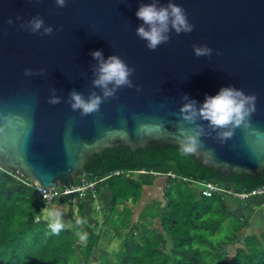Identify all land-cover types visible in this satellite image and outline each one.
Listing matches in <instances>:
<instances>
[{"label": "water", "instance_id": "95a60500", "mask_svg": "<svg viewBox=\"0 0 264 264\" xmlns=\"http://www.w3.org/2000/svg\"><path fill=\"white\" fill-rule=\"evenodd\" d=\"M150 2L66 0V7L57 8L55 0H0V167L35 186L71 188L90 158L108 148L179 147L182 97L199 105L232 85L257 97L250 127L236 128L221 144L217 132L198 121L205 149L194 156L226 175L264 170V0H173L194 30L170 33L155 51L136 35L143 22L135 14ZM37 15L53 27L51 36L20 28ZM204 44L212 56L196 57L193 45ZM97 50L134 68L131 79L141 90L121 88L99 112L82 117L63 101L73 89L85 97L93 90L100 94L92 88L97 61L91 53ZM25 69L45 74L26 77ZM52 88L60 104L48 103ZM141 123L150 127L139 132Z\"/></svg>", "mask_w": 264, "mask_h": 264}, {"label": "trees", "instance_id": "16d2710c", "mask_svg": "<svg viewBox=\"0 0 264 264\" xmlns=\"http://www.w3.org/2000/svg\"><path fill=\"white\" fill-rule=\"evenodd\" d=\"M135 170L178 176L169 180L165 204L148 207V212L153 210L151 219L161 220L160 228L145 223L149 213L146 217L143 214L142 223L133 221L131 205L139 203L144 186L153 185L156 179L151 174L139 178L114 175ZM8 171L13 172L0 167V264H264V249L250 241L228 260L225 247L237 243L243 226L235 227L216 245L214 236L223 238L222 205L220 210H213L218 206L215 197L198 198L191 183L181 179L211 181L242 192L264 185V170L257 176L226 175L171 145L135 150L127 146L108 148L91 157L80 176L94 182L105 179L96 186L98 193L109 190L110 210L105 221L93 227L75 226L79 218L72 215L71 225L75 227L59 235L48 229L43 215L47 208L35 187L15 180ZM79 182L80 178L74 183ZM56 201L71 206L72 212L73 206H79L82 212L85 207L79 199L73 204L69 197ZM107 224L114 233L105 228ZM77 230L87 232L86 243L79 241ZM112 235L119 241L118 250L97 256L101 248L111 244L103 240H112Z\"/></svg>", "mask_w": 264, "mask_h": 264}, {"label": "clouds", "instance_id": "9594fccd", "mask_svg": "<svg viewBox=\"0 0 264 264\" xmlns=\"http://www.w3.org/2000/svg\"><path fill=\"white\" fill-rule=\"evenodd\" d=\"M57 8L66 7V0H55ZM136 17L143 23L136 28V35L146 42L149 50L155 51L159 46L166 44L170 40V33L175 32L177 35L181 33H191L194 25L189 22L186 10L169 0L165 4H161L160 0H151L150 3H141ZM22 18L17 16L16 20ZM9 25L13 21H7ZM20 28L33 34L39 33L44 36L53 34V27L45 24L43 17L37 15L32 17L26 23H20ZM193 52L196 57H211L213 50L206 44L193 45ZM217 55L221 53L217 52ZM97 65L93 72L95 77L92 80V88L100 89V94L96 91H89L87 97L82 92L75 89L68 93V99L63 101L70 105L73 112L79 111L82 117L97 113L101 105L110 98H115L117 92L124 87H136V91L141 89L133 84L131 77L134 75L135 69L130 67L125 60L119 55H110L104 58L102 50L91 53ZM45 70L41 69L33 72L31 69H25L24 75L40 76L44 75ZM52 95L48 103L57 105L62 102V98L56 94L55 88L50 89ZM185 101L179 109L177 129L180 150L184 154H199L205 149V144L201 139L206 135L203 123L198 121H206L207 126L217 132L216 139L221 143H225L231 139L236 128L247 129L250 127V117L256 111L257 97L246 95L243 90L229 85L223 87L215 96H205L204 102L198 105L194 99H190L187 95L182 97ZM150 126L139 124L138 131L144 132ZM155 127H163V124ZM2 131V129H0ZM49 208V207H48ZM47 208V209H48ZM48 229L52 234L59 235L62 231L69 227H75L86 224L84 218L76 220V225H70L63 219V213L56 208L46 210ZM75 235L82 243L87 242V235L83 231L77 230Z\"/></svg>", "mask_w": 264, "mask_h": 264}, {"label": "crops", "instance_id": "0c3cea01", "mask_svg": "<svg viewBox=\"0 0 264 264\" xmlns=\"http://www.w3.org/2000/svg\"><path fill=\"white\" fill-rule=\"evenodd\" d=\"M140 176H137L139 178ZM136 178V177H135ZM169 180H175L166 175L156 177L155 182L151 186H144L143 195L139 203L131 205L133 209V221L135 224L142 223L143 214L148 210L150 205H154L156 203H164V198L169 188ZM193 189L196 192L198 198H201V190L197 185H192ZM97 198L94 199L92 195L87 196L85 199H82L84 210L83 212L80 210L79 206H73V212L71 206L61 205L57 201L52 203L49 208L59 209L63 213V219L66 223L71 225V216L75 215L78 218H81L84 215L86 220V226L93 227L97 222L102 224L105 221V217L109 213L110 210V198H109V190H102V193H98L96 189ZM218 202V206L213 207V210H220V205H222L224 209V220L221 222L222 227L220 229V233L223 235V238L219 237V235L214 236V242L216 245L219 244L220 240L227 239V235L230 231L234 230L235 227L240 228L243 226V229L238 235V240L235 245L227 244L225 247V253L228 254V260L231 261L236 255L238 248H243L245 246V242H252L254 245H260L264 249V198H253L246 201H240L234 199L230 196H218L215 197ZM75 202V200H74ZM73 202V203H74ZM72 203V202H71ZM72 203V204H73ZM99 207V209H98ZM122 208H120L121 210ZM139 211V213H137ZM140 211H142L140 213ZM78 215H77V213ZM146 224L153 226L154 228L161 227V220L153 221L151 217H147L145 220ZM139 223V224H140ZM105 228L111 229L114 233L111 225H105ZM86 235L87 232L85 231ZM112 240L108 238L107 240H103L104 243L107 241H112L110 245H105L99 252H97V256H100L101 253H109L110 250L108 247H112L116 245L113 239L115 238L113 235L111 236ZM114 243V244H113ZM119 244V242L117 243ZM107 249L106 251H103ZM114 249V248H113Z\"/></svg>", "mask_w": 264, "mask_h": 264}, {"label": "built area", "instance_id": "2783aa9c", "mask_svg": "<svg viewBox=\"0 0 264 264\" xmlns=\"http://www.w3.org/2000/svg\"><path fill=\"white\" fill-rule=\"evenodd\" d=\"M3 169V167H1ZM5 169V168H4ZM8 174L11 175L15 180H18L30 187H35L39 195L41 196L45 208H48L52 203H54L56 200L63 198V197H74V199H85L87 196L92 195L94 199L97 198L96 189L97 184L100 182H103L105 179L100 181H89L86 178H80V182L78 184H73L71 188H65V187H55V188H44L35 186L33 183L29 182L25 177L21 174L15 173V172H9ZM145 174H151L155 177H160L163 175H166V177L177 179L178 176L174 173H167V174H158L154 172H147L145 170H135V171H118L114 173L115 176H121L125 175L126 177H137ZM184 182H190L192 185H197L200 187L201 195L205 198H213V197H224V196H230L234 199L240 200V201H246L253 198H264V185H261L259 187H256L250 191H242V192H236L232 189L223 186L221 184L211 182V181H195V180H188L187 178H181ZM99 209V207H98ZM37 221H39L37 219Z\"/></svg>", "mask_w": 264, "mask_h": 264}, {"label": "rangeland", "instance_id": "374dc122", "mask_svg": "<svg viewBox=\"0 0 264 264\" xmlns=\"http://www.w3.org/2000/svg\"><path fill=\"white\" fill-rule=\"evenodd\" d=\"M48 209H50V208H48ZM48 209H45V211L43 212L44 218H47L46 210H48ZM141 212H142V211H140V213H141ZM76 213H77V212H76ZM137 213H139V211H137ZM147 213H149V217H152L153 210H151V211H149V212H148V210H147V211L145 212V214H144L145 217L147 216ZM77 215H78V213H77ZM115 222H117V220H115ZM118 242H119L118 240H114V243H115V245H116L117 248H115L114 245H112V247H108L107 249H109L110 251H111V250H114V252L117 251V250H118V244H117ZM114 243H113V244H114ZM113 248H114V249H113ZM107 249L104 248L103 251H106Z\"/></svg>", "mask_w": 264, "mask_h": 264}]
</instances>
